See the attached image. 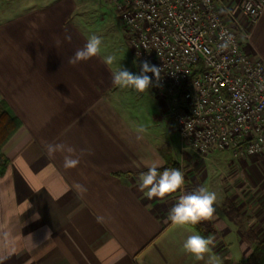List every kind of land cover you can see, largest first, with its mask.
I'll return each mask as SVG.
<instances>
[{
	"label": "crops",
	"instance_id": "crops-1",
	"mask_svg": "<svg viewBox=\"0 0 264 264\" xmlns=\"http://www.w3.org/2000/svg\"><path fill=\"white\" fill-rule=\"evenodd\" d=\"M225 2L241 16L240 0ZM93 34L102 38L100 54L69 63ZM103 40L82 1L0 0V98L22 122L2 149L9 159L0 174V258L8 257L2 264H206L207 254L197 260L182 247L198 230L169 219L179 198L201 186L218 197L211 254L222 264H246L264 239V154L233 153L237 171L202 179L197 154L181 152L174 138L167 104L150 89L139 95L113 84L121 63L104 62L112 52ZM246 49L264 59V13ZM57 143L75 149L77 167H64L66 152L48 157L46 145ZM164 145L184 184L148 199L140 177L166 163ZM76 184L87 189L82 196Z\"/></svg>",
	"mask_w": 264,
	"mask_h": 264
},
{
	"label": "built area",
	"instance_id": "built-area-1",
	"mask_svg": "<svg viewBox=\"0 0 264 264\" xmlns=\"http://www.w3.org/2000/svg\"><path fill=\"white\" fill-rule=\"evenodd\" d=\"M108 1L139 69L143 60L161 68L150 91L167 104L181 152L264 154V59L246 49L264 0H240L241 16L225 0ZM225 33L235 40L222 51Z\"/></svg>",
	"mask_w": 264,
	"mask_h": 264
},
{
	"label": "clouds",
	"instance_id": "clouds-1",
	"mask_svg": "<svg viewBox=\"0 0 264 264\" xmlns=\"http://www.w3.org/2000/svg\"><path fill=\"white\" fill-rule=\"evenodd\" d=\"M225 38L220 44V49L226 51L230 45L234 43V36L230 33L224 34ZM70 39V37H66ZM102 45V38L96 34L91 35L83 48L77 49L74 55L69 59V63L75 65L81 61H87L90 58L100 54ZM115 57L109 55L105 58V63L113 64ZM148 73H152L155 77H150ZM161 68L152 64L148 60L141 61L140 71L133 73L127 68H119L113 72L112 82L120 88H132L137 92H144L153 86H157L161 79ZM47 155L49 158H54L57 152L68 153L64 156V167L74 168L80 162V156H75V149L63 143L47 144ZM85 151L92 154L90 150H81V155ZM141 183L138 185L139 189L143 191L148 189L146 195L148 199L154 197L164 198L166 195L176 192L184 184V174L179 169H164L158 170V165L152 164L146 173L140 177ZM75 190L81 196L87 191L80 184H76ZM217 193L210 191L208 188L201 186L197 190L182 195L178 202L171 208L169 219L173 224H197L202 220H210L216 213ZM98 222H102V217H97ZM213 240L206 238L203 235L192 234L187 237L183 243V250L191 253L197 260H203L205 255H208L206 264H222L219 257L212 255ZM8 257L0 258V264Z\"/></svg>",
	"mask_w": 264,
	"mask_h": 264
},
{
	"label": "rangeland",
	"instance_id": "rangeland-1",
	"mask_svg": "<svg viewBox=\"0 0 264 264\" xmlns=\"http://www.w3.org/2000/svg\"><path fill=\"white\" fill-rule=\"evenodd\" d=\"M81 1L83 8L85 7L89 20L94 21V26L97 25L101 28L105 49L112 52L111 55L115 57L117 62L121 63V67L125 66L131 72V67H134L138 73L140 71L139 66L135 61L134 55L132 54L131 57L127 51L130 47L126 43L125 29L115 12V8L110 5L108 0H79V2ZM135 94L143 95L144 92L140 93L135 91ZM135 97L137 107H145V102L147 103V101L143 99V97ZM175 132L176 135L174 138L180 141L179 134L177 131ZM233 153L234 151L232 149H227L214 150L207 157H200L197 155L194 159L196 161H201L200 172L203 170L201 178L221 177L224 172L231 174L234 170L237 171L238 167L236 168L235 165H238L241 161L233 157ZM237 180L238 179H232V182H237ZM223 185L227 186V183H223Z\"/></svg>",
	"mask_w": 264,
	"mask_h": 264
},
{
	"label": "trees",
	"instance_id": "trees-1",
	"mask_svg": "<svg viewBox=\"0 0 264 264\" xmlns=\"http://www.w3.org/2000/svg\"><path fill=\"white\" fill-rule=\"evenodd\" d=\"M21 125V120L11 112L8 102L4 98H0V174H4L6 172L7 165L9 163V159L4 156L2 148L21 127ZM162 152L166 154L167 159L166 163L158 168L159 171L173 168L182 171L180 163L174 159L171 148L168 145H164L162 147ZM228 203L230 205V212L232 210L234 211V204L230 201ZM189 225L193 226L206 238H211L216 232L211 219L202 220L197 224L189 223ZM246 264H264V239L259 240L255 244L252 253L246 259Z\"/></svg>",
	"mask_w": 264,
	"mask_h": 264
}]
</instances>
